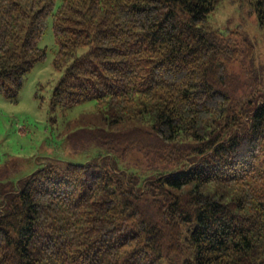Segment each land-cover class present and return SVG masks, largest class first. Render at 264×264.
Returning <instances> with one entry per match:
<instances>
[{"label":"trees","instance_id":"obj_1","mask_svg":"<svg viewBox=\"0 0 264 264\" xmlns=\"http://www.w3.org/2000/svg\"><path fill=\"white\" fill-rule=\"evenodd\" d=\"M221 1L0 0V95L52 21L53 105L94 101L73 138L101 149L2 195L0 264H264V69L209 27Z\"/></svg>","mask_w":264,"mask_h":264},{"label":"rangeland","instance_id":"obj_2","mask_svg":"<svg viewBox=\"0 0 264 264\" xmlns=\"http://www.w3.org/2000/svg\"><path fill=\"white\" fill-rule=\"evenodd\" d=\"M208 24L226 37L237 32L240 38H248L256 48L254 65L264 69V27L251 2L222 0ZM39 47L47 50V57L26 76L17 101L0 95V170L6 173L0 180V211L2 195L41 168L51 163L86 164L101 153L93 141L73 138L79 126L87 129L83 124L94 119L95 102L72 108L53 105L54 89L63 72L54 67L57 45L52 21ZM160 264H184V258L163 259Z\"/></svg>","mask_w":264,"mask_h":264}]
</instances>
